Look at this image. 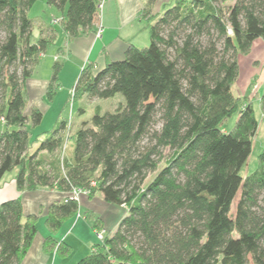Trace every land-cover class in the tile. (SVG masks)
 Segmentation results:
<instances>
[{
	"label": "trees",
	"instance_id": "trees-1",
	"mask_svg": "<svg viewBox=\"0 0 264 264\" xmlns=\"http://www.w3.org/2000/svg\"><path fill=\"white\" fill-rule=\"evenodd\" d=\"M36 1L0 0V182L16 170L20 191L83 188L126 208L115 231L76 264H264V149L256 168L242 174L259 119L253 101L232 90L240 56L264 41V0H175L159 14L148 0L141 17L152 21L150 44L129 45L122 58L81 70L73 102L118 93L124 101L113 111L97 107L75 131L70 154L64 117L30 149V126L43 112L29 106L27 82L56 38L48 25L31 40L28 12ZM101 1L47 0L66 8L69 39L94 30ZM59 69L56 61L50 99ZM260 106L264 113V92ZM78 210L70 196L52 203L50 231ZM37 220L20 197L0 203V264H20ZM56 245L52 235L46 239L48 248ZM58 250L65 255L70 246Z\"/></svg>",
	"mask_w": 264,
	"mask_h": 264
},
{
	"label": "crops",
	"instance_id": "crops-1",
	"mask_svg": "<svg viewBox=\"0 0 264 264\" xmlns=\"http://www.w3.org/2000/svg\"><path fill=\"white\" fill-rule=\"evenodd\" d=\"M147 1L102 0L99 4L100 21L98 25L95 26L94 30L83 31L80 36L74 39H69L64 31L62 19L65 18L66 8L61 10L62 15L57 17L58 19H53L54 21L51 23L55 32L59 31L61 33L60 38L57 35V41L62 42V45L64 44L63 47H59L60 52L64 53L65 50L63 55L67 54L69 59L75 60V65L77 66L75 68L82 70L90 63H93L97 67L100 64L105 65L113 60V58L122 57L129 45L140 47L139 44L141 42H143L142 44H148L151 40L150 27L152 21L141 17ZM46 2L47 0H45ZM174 2L175 0H155L152 7L153 13L159 14L163 12L165 7L172 5ZM49 6L51 10L57 8L54 5ZM56 21H60V30L56 28V26H59L55 25ZM46 26L48 24L45 23L44 27ZM99 28H102L100 36L97 35ZM54 58L55 62L59 60L58 55H54ZM239 63L240 75L237 81L240 84L241 93L236 96H247L250 101H253V104L257 100L260 106L262 95L260 90L264 84V72L261 79L258 74L264 70H261V66L264 64V41L257 39L253 44L251 52L240 56ZM75 79L76 77H74L72 82H75ZM45 84L46 82L38 83L31 78L28 80L27 89L31 101L29 106H37L42 110L34 98L38 95L42 96ZM61 117L64 116H60L59 118ZM15 176L16 170L12 179ZM98 192L100 193V191ZM98 192L93 196L87 195L88 197L82 198L81 203L79 199L78 213L67 218L62 224V226L66 225L65 231L62 230L63 226L53 233L46 224L49 206L54 202L63 200L67 196H71V194L57 187L47 186L38 187L34 190L20 191L16 183L5 182L0 187V203L6 199L20 197L24 213L26 215H38V232L20 264H76L81 258L88 255L99 241L95 228L103 226L107 229H116L126 214V208L123 205H120V207L115 206L111 202L106 201L103 194H99ZM42 214L45 215L46 227L42 226V221L39 220ZM39 221L41 227H39ZM51 235L57 242V245L52 249L46 246V239ZM61 243L63 246H70L68 254L63 255L58 250V246Z\"/></svg>",
	"mask_w": 264,
	"mask_h": 264
},
{
	"label": "rangeland",
	"instance_id": "rangeland-1",
	"mask_svg": "<svg viewBox=\"0 0 264 264\" xmlns=\"http://www.w3.org/2000/svg\"><path fill=\"white\" fill-rule=\"evenodd\" d=\"M28 15L30 18L33 19V33L31 40L36 41L40 37V30L42 27H44V24L51 25L54 21L53 19H58L57 17H60L62 15V11L58 8H54L53 10L50 9L49 4L45 0H37L35 4L32 6V8L29 10ZM60 21H56L55 25H59L56 28L60 30ZM2 33L0 32V35ZM59 31L56 32V38L55 41L49 45L46 53L44 56L41 57L38 64L35 66L33 76L31 77L32 80H36L39 82H46L45 84V90L42 96L38 95L34 99L38 102L39 106L42 108L43 112V119L41 123L35 127L30 126V132H31V139H30V149L34 150L37 145L38 141L36 140V137L39 136L41 138L45 137V132L51 131L56 123V121L59 119L60 116H64L66 119H68V130L66 132V137H70L72 135V138L69 139V144H67L66 154H70L72 151V147L74 146V133L75 131L82 125L84 121L91 122V119L93 115L96 112L97 107H101V111L107 112V111H113L115 110L119 104L124 101V97L122 94L118 93L114 97L108 98V99H90L88 97H84L81 100H78L76 102L72 101V94H73V87L75 83L77 82V79L80 75L81 69H76L77 67L75 65V60L72 58L69 59V56L63 55L65 53L60 52L59 47H63L62 42L57 41V35H59ZM64 43V41H63ZM141 42L139 44L140 47L142 46H148V44H142ZM63 49V48H62ZM60 52V53H59ZM54 55H58L59 57V63H60V69L58 72V88L56 90V93L54 94V97L50 99L47 95V87L49 86L48 83L50 82L53 74H54V65H55V58ZM124 56V55H123ZM122 56V57H123ZM122 57L113 58L120 59ZM112 61V60H111ZM263 64V63H262ZM104 64H100L97 67H101ZM96 67V68H97ZM261 70L264 69V64L261 66ZM264 70L258 74L260 75V79L263 75ZM76 77L75 82H72V80ZM240 84L238 81L233 86V93L235 95L241 93L240 90ZM251 90V89H250ZM261 93L264 92V84L263 88L260 90ZM256 95V94H255ZM32 99V98H31ZM29 99V104H30ZM256 113L259 119V128L258 131L253 139V147H252V153L250 154L246 164L243 167L242 174L247 175L249 172L253 171L257 166L258 161V155L263 151L264 149V113L261 111V107L259 106L257 100L254 101ZM80 107L84 108V112H81L79 110ZM237 119V114L233 115L224 125L225 129H231L233 125L235 124V121ZM68 140V139H67ZM169 152V150H168ZM15 173V170L9 171L5 174L3 179L1 180L0 187L3 186L5 182H14L16 183V179L12 176ZM154 174L149 175L148 180L152 179L154 177ZM13 180V181H11ZM99 193V192H98ZM101 194V192L99 193ZM101 196V195H99ZM240 194L237 195L234 204L232 206V212H235L237 201L239 200ZM88 197L87 195H80V203L81 199ZM115 206L120 207V205L112 203ZM121 210V208H120ZM39 220L42 221V226H45V215L42 214L39 217ZM39 227L40 221L38 222ZM64 226V227H63ZM61 228L63 231H65L66 225L64 224ZM60 228V229H61ZM108 235H111L115 229H107ZM100 242V241H98ZM250 264H254L252 260H250Z\"/></svg>",
	"mask_w": 264,
	"mask_h": 264
},
{
	"label": "built area",
	"instance_id": "built-area-1",
	"mask_svg": "<svg viewBox=\"0 0 264 264\" xmlns=\"http://www.w3.org/2000/svg\"><path fill=\"white\" fill-rule=\"evenodd\" d=\"M102 34V28H99L97 31V35L100 36ZM85 194V195H90L89 189H83V188H74L72 193H71V198L76 199L79 201L80 195ZM95 233L99 239L100 242H104L106 236H107V230L105 227H96L95 228Z\"/></svg>",
	"mask_w": 264,
	"mask_h": 264
}]
</instances>
